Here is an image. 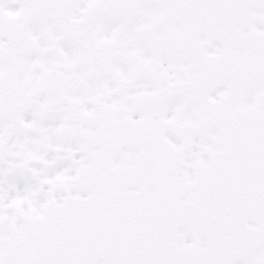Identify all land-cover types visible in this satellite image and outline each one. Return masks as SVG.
Returning <instances> with one entry per match:
<instances>
[{
  "label": "snow or ice",
  "instance_id": "obj_1",
  "mask_svg": "<svg viewBox=\"0 0 264 264\" xmlns=\"http://www.w3.org/2000/svg\"><path fill=\"white\" fill-rule=\"evenodd\" d=\"M0 264H264V0H0Z\"/></svg>",
  "mask_w": 264,
  "mask_h": 264
}]
</instances>
